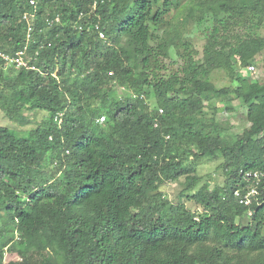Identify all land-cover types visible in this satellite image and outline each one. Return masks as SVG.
<instances>
[{
    "label": "trees",
    "instance_id": "trees-1",
    "mask_svg": "<svg viewBox=\"0 0 264 264\" xmlns=\"http://www.w3.org/2000/svg\"><path fill=\"white\" fill-rule=\"evenodd\" d=\"M28 2L0 0V51L23 47L33 12L39 52L38 71L0 62V111L33 127L0 126V264H264V179L251 207L233 196L242 173H264V83L246 71L264 0ZM189 23H208L201 54ZM218 70L230 87L208 81ZM218 98L246 108L234 141ZM201 160L219 161L222 187L197 176Z\"/></svg>",
    "mask_w": 264,
    "mask_h": 264
},
{
    "label": "rangeland",
    "instance_id": "rangeland-1",
    "mask_svg": "<svg viewBox=\"0 0 264 264\" xmlns=\"http://www.w3.org/2000/svg\"><path fill=\"white\" fill-rule=\"evenodd\" d=\"M208 23H205L201 27H193L191 23L187 25L186 36L194 44V48L201 54L202 47L204 44V34L203 28L207 27ZM260 36H264V22L258 28L257 32ZM200 57V56H199ZM252 67V66H251ZM254 70H249L248 67L246 71L255 78L254 80L264 83V50L256 57V62L253 65ZM208 81L212 83L216 89L228 88L231 86V81L228 78L225 71L218 70L213 71ZM118 97H124L126 94L121 89H116L115 91ZM212 107L216 108L215 120L220 123L225 129L223 137L228 141H234L244 129L249 125L246 121V108L241 105L237 100L228 102L227 98H218L212 101ZM29 117L32 118L29 114ZM0 126L6 127L12 130H21V132H27L32 129V126H25L19 128L17 124L7 120L3 112L0 111ZM219 161L212 160H201L196 164V174L201 177L202 182H209L208 189H212L214 186L222 187L225 177L222 175L220 170H217ZM183 178L175 183H167L163 186L162 190L165 192V195L168 199L173 200L179 194V191L182 188ZM187 207L192 208L190 202L183 200ZM193 209V208H192ZM195 210V209H194ZM19 258L16 254L7 253L5 255L4 261L8 263L9 261H17Z\"/></svg>",
    "mask_w": 264,
    "mask_h": 264
},
{
    "label": "built area",
    "instance_id": "built-area-1",
    "mask_svg": "<svg viewBox=\"0 0 264 264\" xmlns=\"http://www.w3.org/2000/svg\"><path fill=\"white\" fill-rule=\"evenodd\" d=\"M29 5L32 8L36 7V0H29ZM23 20L26 22L25 28V38L24 45L21 49L16 51L13 54H7L0 51V62L1 66L4 70L14 69V70H24V71H38V68L32 64L35 58L38 56V50L34 51V53L29 52V45L33 42L32 40V32L34 30L32 21L35 19V13H25L23 15ZM59 21L58 17H55L54 20L49 18L45 19L46 24L52 26V24L57 23ZM97 29V27H95ZM100 38H103L102 33H99ZM249 70H254V67H248ZM121 90L125 93H128L124 88ZM131 97L133 99L137 98V95L132 94ZM143 98V97H141ZM158 113L161 115L162 110H158ZM61 116V114L59 115ZM104 121V117H101L98 122L101 124ZM60 124L61 120L57 121ZM157 126V124H155ZM264 179V173L257 171H247L242 173L241 180L245 183L244 188L242 190L237 189L233 192L234 198L237 200L238 204L244 207H251L252 204L257 203L258 201V188L261 182ZM264 203V200L262 201Z\"/></svg>",
    "mask_w": 264,
    "mask_h": 264
}]
</instances>
